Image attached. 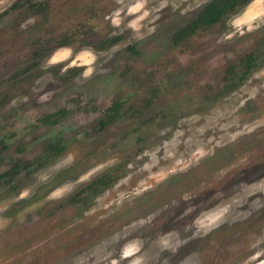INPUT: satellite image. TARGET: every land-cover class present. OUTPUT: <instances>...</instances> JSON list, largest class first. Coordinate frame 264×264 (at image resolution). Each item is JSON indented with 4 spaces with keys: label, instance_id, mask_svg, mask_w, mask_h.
<instances>
[{
    "label": "rangeland",
    "instance_id": "1",
    "mask_svg": "<svg viewBox=\"0 0 264 264\" xmlns=\"http://www.w3.org/2000/svg\"><path fill=\"white\" fill-rule=\"evenodd\" d=\"M211 1L0 0V264H264V0Z\"/></svg>",
    "mask_w": 264,
    "mask_h": 264
},
{
    "label": "flooded vegetation",
    "instance_id": "2",
    "mask_svg": "<svg viewBox=\"0 0 264 264\" xmlns=\"http://www.w3.org/2000/svg\"><path fill=\"white\" fill-rule=\"evenodd\" d=\"M213 25L209 26V27H212ZM208 28V27H206ZM199 29V28H197ZM196 29V30H197ZM186 36H182L181 38H185ZM209 49L212 48V45L209 43V46H208ZM196 55L194 56V60L198 61V66L194 68L195 72L197 74L194 73H191V72H184V71H180L179 69H177V72H174L175 70L174 69H168V74H157L156 76H161V78L159 79L160 82L162 84L166 83L168 80V77L169 75L173 74V77L171 78L172 80H169V82H174V85H175V82H180V81H184V82H188L190 85H192V83H198L197 86L201 87L202 86V89L204 90L205 88L208 90V89H211L209 87L208 84L211 85V83H214L216 81H218V78H216V76H218V71L216 68H213V67H201V65H206V64H213V59H214V53L213 51L212 52H204V53H201V52H196L195 53ZM169 55H177L176 53H169ZM204 55H207L206 57ZM261 56H264V53L260 54L259 55V58ZM174 57V56H172ZM172 60H175L177 58H172ZM213 58V59H212ZM252 58V59H257L258 58V55L255 53V52H249L245 55V59L247 60V62L245 63V66L243 67H235V68H223L221 71V76H230V78L232 76H237L239 77V79H241L243 76L245 75H249V74H252L253 72H255L257 69V67L254 65L255 62H250L249 59ZM179 60V59H178ZM203 60L204 62L201 63L200 61ZM195 61V62H196ZM179 62V61H178ZM178 62H173V63H170V64H174L176 65ZM200 62V63H199ZM241 62V61H240ZM252 65L251 67H249V65ZM187 71V70H186ZM163 72V70H162ZM173 72V73H171ZM191 73V74H190ZM154 76V75H152ZM229 78V77H228ZM162 84H155L153 85L152 89H150V91L152 92L151 95H153V93L155 92H158V90H161L162 88ZM229 84V81L228 83ZM212 87V86H211ZM196 88V87H195ZM57 117V116H55ZM52 121H54L52 119ZM245 145V144H244ZM251 149V147L249 148ZM234 149H232L231 151H234ZM233 164L231 165L230 164V171L232 170L234 172L235 168L232 167ZM231 174V173H229ZM200 176L202 175H197L195 174L194 175V178L196 179V181H190V183H197V185L195 186L196 188H199L200 191L198 193L199 197L197 199H195L193 202L191 203H196L198 205H201L202 203H205V201H209L210 198L212 197V194L214 192V187H216V183H213L212 180H209V179H206V178H201ZM231 178L233 177V174L230 175ZM235 180V179H233ZM243 181V180H241ZM189 182V181H188ZM235 182V181H234ZM239 182V181H237ZM242 182H239V184H241ZM239 186V185H237ZM187 187V185L183 186V189H185ZM202 188V189H201ZM183 192V191H181ZM204 196V197H203ZM196 197V196H195ZM196 204L194 205L196 207ZM182 207L179 208V210H181ZM145 235V234H144ZM150 235V234H149ZM154 240V239H153Z\"/></svg>",
    "mask_w": 264,
    "mask_h": 264
},
{
    "label": "trees",
    "instance_id": "3",
    "mask_svg": "<svg viewBox=\"0 0 264 264\" xmlns=\"http://www.w3.org/2000/svg\"><path fill=\"white\" fill-rule=\"evenodd\" d=\"M252 0H213L208 3L200 12L198 17L192 21L190 26L178 32L179 37L187 35L189 32L195 31L197 28H206L219 23L224 16L236 12L238 9L246 6ZM115 41V40H114ZM253 61L252 58L249 59ZM252 65L250 64L249 67ZM55 116L47 115L46 119H51Z\"/></svg>",
    "mask_w": 264,
    "mask_h": 264
}]
</instances>
